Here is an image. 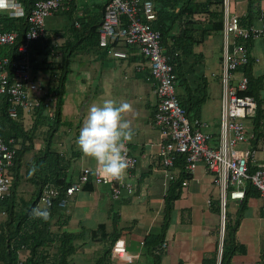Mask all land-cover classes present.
<instances>
[{
  "label": "crops",
  "instance_id": "crops-1",
  "mask_svg": "<svg viewBox=\"0 0 264 264\" xmlns=\"http://www.w3.org/2000/svg\"><path fill=\"white\" fill-rule=\"evenodd\" d=\"M73 1L70 10L75 14L71 17V22L73 19H77L80 23L100 20L99 5L105 1L97 2L99 4L97 10L90 13L87 12L85 5L80 4L82 0ZM256 1L261 5L260 12L249 24L261 25L264 23V17L260 19V13L264 10V0ZM234 5L236 14L245 15L247 0H234ZM238 9L239 13L236 12ZM70 23L64 24V27L46 28L45 34L49 39L46 38L43 42L49 41L44 48L48 50L49 57L52 56L62 71L68 70L60 115L61 123L55 131L59 138L54 145L67 157L70 156L69 153L72 154L70 147L73 146L77 154L73 152L72 156L79 157L80 147L76 143H69L72 140L75 142V139L91 138L92 132H100L98 138H93V144L108 142L109 145L106 146L105 156L98 152L99 158L95 159L94 167L108 169L120 166L119 163L109 159L108 155L112 150L123 147L137 158V163L133 169L127 171L126 178L131 184V192L123 189L121 194L114 198L109 185L97 186L93 183L92 189L82 188L77 191L89 195L88 201L92 199L95 203L86 212H83V209L87 201L78 200L82 195H74V198L71 195L65 208V212L70 215L66 228L70 231H79L81 228L86 230V225L90 223L93 224L91 227L95 228L99 223L104 222L107 230L110 231L114 226H112L114 219L112 220L109 214L116 213L117 217L114 218H120L119 220L124 224L117 223L114 227L121 229L120 236L124 239L131 258L127 261H116L114 264H212L211 258L214 257L218 264L224 238V234L221 238L219 230L220 212L217 208L219 189L213 183L212 174L202 163H199L183 180L185 183L182 181L181 185L176 186L174 190L171 189L181 174V168L177 164L170 167L169 171L173 174V178H169L163 173L157 160L159 132L152 122L157 96L154 83L146 80V70L149 68L147 62H143L144 56L135 47L120 45L117 49L124 51L126 56L115 57L98 45L95 33H83L87 27L83 31L81 29V35L78 37L70 34L68 31ZM247 51L251 67L249 74L254 78V92L256 96L258 94V97L262 98L264 106V32L259 38L248 41ZM42 56L39 55V59ZM40 73L42 72L38 71L36 75ZM212 74L214 72L210 73ZM40 78L45 77L37 79ZM215 80L220 86L219 76ZM207 85L211 86V84ZM116 107L119 111L117 116L110 114V109ZM64 115H70L75 119V127L71 122L66 126L62 125ZM43 129L44 127H38L36 133H40ZM68 132L70 138L67 137ZM61 134L66 139H63ZM38 137L34 139L33 146L29 150L30 154L28 155L29 151L26 153L25 161L30 160L34 155L36 146L39 145ZM101 137H104V140ZM248 142L255 150L250 166L264 167V138L258 140L256 145H253L251 140ZM86 147L88 151L87 145L83 149ZM20 170L23 173V165ZM25 178L26 175L23 176L18 194L27 196L25 190L32 187H29L28 179ZM76 178L73 177L74 180ZM106 194L109 195V201L104 197L105 202L100 204L107 208L99 207L98 203ZM166 200L171 205L168 212L164 207ZM229 200L231 204L227 208L228 219L231 223L238 219L234 232L235 253L231 259L232 264H262L264 196L254 193L242 200L230 198ZM99 217L102 220L99 221ZM149 234L162 235L161 239H158L157 249L153 245L151 248L150 243H143L144 238ZM100 252L101 250L96 253L100 254ZM94 260L93 255L89 261L94 263Z\"/></svg>",
  "mask_w": 264,
  "mask_h": 264
},
{
  "label": "built area",
  "instance_id": "built-area-1",
  "mask_svg": "<svg viewBox=\"0 0 264 264\" xmlns=\"http://www.w3.org/2000/svg\"><path fill=\"white\" fill-rule=\"evenodd\" d=\"M72 0H35L29 10L22 0H0V13L9 17L26 18L24 40L18 44L16 56L10 60L0 58V97L8 104L10 117H17L22 109L30 115L34 107L42 106L49 110L55 103V96L48 94L43 80L33 78L30 66V45L44 32V19L57 11L67 10ZM230 0H223L222 56L218 72L221 86V112L218 134L205 132L204 122L189 120L184 108L179 104L176 93V74L160 46V33L152 28L155 19L152 0H107L102 19L98 25L97 42L100 47L110 51L115 57H125L126 53L112 43H123L137 48L147 57L152 77L155 79L154 91L157 103L153 124L158 128L156 156L163 173L173 178L169 168L174 166L178 155L184 156V168L192 173L199 163L212 174L213 183L219 189L220 234H224L227 213V199L242 200L245 197L247 182H250L264 196V167L249 170L254 159L253 148H238L239 141H249L253 133L246 121L255 114L256 101L250 95H239L238 90H246L248 77L241 73L236 76L238 66L248 62L246 42L259 38L264 32L261 25H240L239 17L229 12ZM264 17V10L260 19ZM1 25V23H0ZM17 30L0 28V45L14 44ZM13 139L0 136V198L9 195L13 186V159L16 148ZM109 159L119 163L108 169L85 167L78 178L65 189L58 206L66 207L70 196L80 191L91 180L94 184L109 185L111 195L117 198L123 189L131 192L127 182L130 169L134 168L137 158L127 148L112 150ZM183 183H185L183 181ZM59 190L45 184L40 195V203L47 214ZM5 211L0 207V224ZM112 259L129 260L125 241L116 239L111 248ZM220 261H218V264Z\"/></svg>",
  "mask_w": 264,
  "mask_h": 264
},
{
  "label": "trees",
  "instance_id": "trees-1",
  "mask_svg": "<svg viewBox=\"0 0 264 264\" xmlns=\"http://www.w3.org/2000/svg\"><path fill=\"white\" fill-rule=\"evenodd\" d=\"M34 1L22 0L27 6V11ZM152 1L155 19L151 25L153 29L159 31L162 52L173 66L176 74V85L179 89L176 93L179 104L184 108L189 120L202 121L200 119L201 105L207 97L208 85L204 73L197 70V65L204 63L205 56L203 51L197 48L211 34L218 33L222 38L223 0ZM105 2L99 5L100 20L96 19L88 23L81 21L80 23L77 19H73L70 23L69 33L78 37L81 35V29L83 31L87 27L83 33H95L97 38L96 29L102 19ZM230 2L234 4V0H230ZM73 3L72 0L69 8L64 11L68 12ZM260 6L256 0H247L245 15L239 16L234 11L229 12L239 17L240 25H247L254 21L260 12ZM0 23L1 29L17 30L18 35L14 44L0 45V58L7 56L12 60L16 56L18 44L24 40L26 18L9 17L0 13ZM45 32L44 27L43 34L30 45V66L33 78H38L36 75L38 71L48 73L46 78H40V80L44 81L48 94L55 96L54 105L46 111H43L42 106L34 107L30 110V115H26L22 109H19L17 117L13 118L9 116L7 111L9 103L0 97V136L5 140L12 138L11 145L16 148L11 168L13 186L9 195L0 198V207L5 211L0 224V264H75L73 256L80 250L79 248L84 244L89 245L95 242H101L102 249L93 264H114L116 261H127L112 259L111 256V248L116 239L121 237V229L113 227L108 231L106 224L101 222L92 229L81 228L79 231H70L66 228L70 215L65 212L66 207L58 206L59 199L65 195L66 187L74 180L72 172L67 169L72 160L73 152L76 154L77 152L72 146L70 147L72 154L69 153L70 156L67 157L65 153L52 145L51 137L61 123L60 115L68 70L62 71L52 56L49 57L47 54L48 50L46 51L44 48L49 41L43 42L46 38L49 39V36ZM250 40H247L246 46ZM112 44L114 47L124 45L117 42ZM219 52L221 63L222 39ZM39 55L43 56L39 59ZM143 62H147L149 68L147 57H143ZM250 71V59L247 63L238 66L236 76L238 77L241 73L245 74L248 77V85L246 90H238L237 93L250 95L256 101L255 114L246 119L250 125V131L253 133L250 139L251 143L256 145L258 140L264 138V106L262 98L260 99L258 94L256 96L254 92V78L249 74ZM146 74V80L154 83L155 79L151 75L150 68L146 70ZM212 75L213 78L217 79V74ZM202 89H204V93L200 92ZM27 118L31 121L30 123ZM40 125H44V143L37 151H34L30 160L25 161L24 157L32 148L34 139L38 137L37 134L40 135L38 138H41V134L36 133ZM176 164L180 166L181 174L171 188L172 190L181 185L182 181L191 174L184 168L183 154L177 156L174 165ZM22 165L23 173L20 170ZM250 165L249 170H254L255 168ZM24 175H26L25 180L28 179V183L32 187L27 196L18 194ZM45 184H50L59 190V195L53 200L47 214L44 213V207L40 205V195ZM92 187L93 182L89 180L82 188L92 189ZM254 193H258L257 189L250 182H247L245 197ZM164 207L166 212L170 210L171 205L168 204V200H166ZM217 208L219 210V201H217ZM227 213L220 264H232L231 259L235 253L233 240L238 219L231 223ZM115 220L116 218H114V222ZM55 227L56 229H53ZM161 236V234H149L144 238L143 243H150L151 248L153 245L157 249L159 246H157V242ZM158 259L157 257L156 260L158 261ZM211 260L212 264H216L215 257ZM261 262L264 264V251Z\"/></svg>",
  "mask_w": 264,
  "mask_h": 264
},
{
  "label": "rangeland",
  "instance_id": "rangeland-1",
  "mask_svg": "<svg viewBox=\"0 0 264 264\" xmlns=\"http://www.w3.org/2000/svg\"><path fill=\"white\" fill-rule=\"evenodd\" d=\"M77 1L78 0H76V2ZM102 1H105V0H82V1H80V4L82 3L81 5H85L87 12L90 13V12L96 11L97 6L99 5L98 3L102 2ZM95 5H96V7H95ZM235 10H236L235 5L232 4V2H230L229 11L235 12ZM238 11H239V9L236 12L239 13ZM74 14L75 13L72 10H70V12L58 11L57 13H55L53 15L46 16L44 19L45 30H46V28H52V26L64 27V24L68 25L71 22V17ZM45 23H46V25H45ZM47 23L50 25H47ZM59 23H60V25H59ZM220 46H221V35H219L218 33H214V34H211L210 36H208L206 38V40L204 41V43L197 48L199 50H202L203 54L205 55L204 56V63L198 64L197 70L199 72H203L204 75L206 76V83L211 84V86L210 85L207 86V91H208L207 97H205V99L202 101V105H201L202 106L201 107V109H202L201 120L205 124V126H202V130L205 132L214 134V135H217L218 130H219V119H220V112H221V96H222V93L220 90V86H218L219 84L216 83L215 78H213V75H210V73L214 72V74H218V72H219L218 63H219V53H220L219 47ZM109 53H111V52L109 51ZM47 76H48V73H46V74L40 73L37 77H45L46 78ZM175 89H176V91L179 90L177 85H176ZM200 92L204 93V89L200 90ZM86 107L88 108V105ZM109 113L117 116V114L119 113L118 107H116L115 109L111 108ZM62 118H64L62 120V125L66 126L67 123L71 122V125L73 127H75V125H74L75 119L72 118L70 115H67V116L64 115ZM27 120L29 121V123L31 122L29 120V118H27ZM29 123L27 122V124H29ZM41 127H43V126L40 125L39 128H41ZM131 128H132V125H131ZM155 129L158 130L157 127H155ZM73 130H74V128H73ZM107 131H109V129H107ZM40 134H41V138L39 139V145L42 146L44 143V137L45 136L43 134V131L42 132L40 131ZM99 134H100V132H98V133L92 132L91 138L84 137V139L81 138V140H76L74 138L75 142H74V140H72L69 143V144L76 143L78 145V147H80V149H81V155L79 157H72V160H71V162L68 166V169H67V170L72 172L73 177L75 176V178L76 177L78 178L81 171L85 167H88L90 169L95 168L94 167V161L96 158H99L98 152H100L102 154V156H105V154L107 152L106 146L109 145V143L108 142H103V143L97 142V143L93 144L94 143L93 138L94 137L98 138ZM139 134H141V132ZM62 136H63V139H66L64 135H62ZM67 137L70 138L69 132H68ZM73 137H75V136H73ZM58 138L59 137H58L57 133L55 134V132H54L52 137H51L52 145L55 144V142L57 141ZM101 138L104 140V137H101ZM106 139H107V137H106ZM39 145L36 146V151H37ZM85 145H87L89 147L88 151H86L87 147H86V149H83V147H85ZM237 145H238L237 146L238 148H243V149L252 148L249 145L248 141H239L237 143ZM68 153H69V150H68ZM29 154H30V151L28 152V155ZM83 164L88 165V166H84ZM99 168H101V167H99ZM101 169H103V168H101ZM28 185L31 188L29 183H28ZM95 185L99 186V184H95ZM97 188H99V187H97ZM29 191H30V189L25 190L26 193H29ZM72 195H73V198L75 197L74 195H77V196L82 195V197H80L78 200L83 199V200L87 201V203L84 205L83 212H86L88 209H91L93 207V205L95 204L92 199L89 202L88 199L90 196L87 194H82V192L81 193L75 192ZM102 197H103V199L101 200V202L98 203V205H99V207L107 208L105 205H102L100 203L105 202L104 197H105L106 201H109L108 200L109 195L106 194L105 196H102ZM230 204H231V201L228 198L227 208H229ZM40 205L42 206L41 203H40ZM115 216H116V213H110L109 214V217H111L112 220L114 219ZM119 219L115 220V222L112 223V226L113 225L115 226V224H117V223L123 225L124 223ZM100 220H102L101 217H99V221ZM92 225H93L92 223L86 225L87 230H88V228H92L91 227ZM116 227H118V225ZM53 229H56V227ZM79 249L80 250L77 251V253L74 254V256H73L75 264H93L89 260H91V258H93V255L95 256V259L98 257L99 253H96V252L102 249V245H101V242H95V243H92L89 245L84 244Z\"/></svg>",
  "mask_w": 264,
  "mask_h": 264
}]
</instances>
